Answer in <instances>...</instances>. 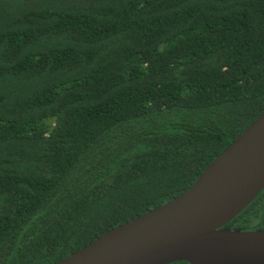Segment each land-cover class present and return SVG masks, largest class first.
Listing matches in <instances>:
<instances>
[{
    "label": "trees",
    "instance_id": "obj_1",
    "mask_svg": "<svg viewBox=\"0 0 264 264\" xmlns=\"http://www.w3.org/2000/svg\"><path fill=\"white\" fill-rule=\"evenodd\" d=\"M263 112L264 0H0V264L179 197Z\"/></svg>",
    "mask_w": 264,
    "mask_h": 264
},
{
    "label": "water",
    "instance_id": "obj_2",
    "mask_svg": "<svg viewBox=\"0 0 264 264\" xmlns=\"http://www.w3.org/2000/svg\"><path fill=\"white\" fill-rule=\"evenodd\" d=\"M264 190V112L179 197L56 264H264V231L227 225Z\"/></svg>",
    "mask_w": 264,
    "mask_h": 264
}]
</instances>
